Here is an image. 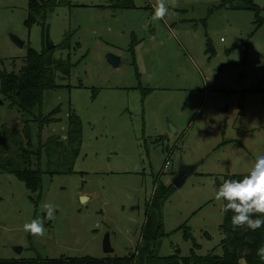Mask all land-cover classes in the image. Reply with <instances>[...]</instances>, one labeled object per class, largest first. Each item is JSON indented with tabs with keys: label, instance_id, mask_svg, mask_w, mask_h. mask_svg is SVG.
<instances>
[{
	"label": "rangeland",
	"instance_id": "obj_1",
	"mask_svg": "<svg viewBox=\"0 0 264 264\" xmlns=\"http://www.w3.org/2000/svg\"><path fill=\"white\" fill-rule=\"evenodd\" d=\"M52 1L46 20L59 47L52 57L71 64V74H58V88L45 91L42 109L31 114L0 93V166L45 172L38 193L0 173V259L137 254L155 194L183 166L197 170L182 188L174 186L159 216L152 213V232L158 217L162 224L159 255H223L225 201L215 193L225 176L247 174L264 154V0H253L259 13L219 8L224 0H178L162 20L153 19L156 0ZM29 6L0 0L6 73H19L29 50L46 47L43 22L27 24ZM111 54L121 58L119 68L108 62ZM58 108L57 122H34ZM72 114L82 129L76 159L66 148ZM69 167L74 174L51 175ZM46 202L55 207L50 221ZM37 218L43 237L23 231ZM107 236L113 255L104 252Z\"/></svg>",
	"mask_w": 264,
	"mask_h": 264
},
{
	"label": "trees",
	"instance_id": "obj_2",
	"mask_svg": "<svg viewBox=\"0 0 264 264\" xmlns=\"http://www.w3.org/2000/svg\"><path fill=\"white\" fill-rule=\"evenodd\" d=\"M55 6L56 3L52 0H30V12L27 24H41V22H43L44 40L47 26V13ZM225 7L232 9L253 10L257 13L262 10L253 0H224L223 4L219 8ZM58 48L59 47L48 50L45 47L42 53L29 50L28 55L24 60L25 64L17 74L6 73L0 69V93L5 96L6 99L11 101L12 107L16 106L23 112L29 114L33 113L37 109H42L44 92L50 89L58 88L56 84L58 74L65 76L71 74V64H66V62L58 60L54 58V56L52 57V54L55 53V50ZM64 48L65 46L62 45V49ZM262 92L264 93V91ZM59 112L60 108L56 109L47 117L40 116L35 118L34 122L40 124L41 127L50 125L51 123L58 121L56 116ZM28 125L25 128V133L26 138L30 140L31 136L28 131ZM16 134L17 132L14 131L12 135L16 136ZM81 135V122L78 121L74 114H72L70 117L66 148L68 150V154L73 159H76L80 153L82 146ZM56 142L59 145L58 140H56ZM18 143H22L23 145V142L19 141ZM29 145H31V142ZM43 147L44 145L40 147L39 153H37L40 160L43 156ZM9 149L10 144L8 143L5 147V151H8ZM29 150L24 151L25 155L23 156V159L30 160L31 162L33 153ZM7 165L3 167L0 166V173L14 174L25 183L27 189H29L32 193L40 192L42 188L43 175L45 173L43 169L40 167L33 169L31 168V164L25 169H14L9 167V163ZM74 173V168L69 167L62 171H53L51 175H67ZM242 176L243 175H227L224 180L228 178L239 179ZM173 189L174 186L171 184L166 191L162 192V194L159 192L155 194V198L151 205L152 210L146 217L145 230L141 245L137 249V254L135 252L126 257L108 256L103 259L92 257H61L58 259H43L41 257L34 259H0V264H264V260H261V258L256 254L257 249L264 246V226L255 231L246 227L236 228L234 230L231 224V217L233 215L231 211L224 213V223L221 226V231L224 236L221 243L223 255L210 253L206 256H198L195 250H192L191 255L186 258H182L179 251H177V254L175 255L161 257L159 255V250L161 244L160 241L163 236V234L160 233L162 232V224L160 222V218L158 217L157 230L154 233L152 232V226L154 223L152 213L154 211L157 216L161 214L163 203ZM185 232V237L187 238L190 233L187 229H185ZM195 248H199L197 243H195Z\"/></svg>",
	"mask_w": 264,
	"mask_h": 264
},
{
	"label": "clouds",
	"instance_id": "obj_3",
	"mask_svg": "<svg viewBox=\"0 0 264 264\" xmlns=\"http://www.w3.org/2000/svg\"><path fill=\"white\" fill-rule=\"evenodd\" d=\"M177 6L178 0H156L153 19H164ZM214 198L226 202L222 207L224 213L229 211L233 213L231 224L234 230L246 227L255 231L264 226V154H257L253 166L241 178L223 180ZM42 209L47 220L55 218V207L51 203H43ZM23 231L43 237L44 221L39 218L32 219L24 223ZM256 254L264 260V246L258 248Z\"/></svg>",
	"mask_w": 264,
	"mask_h": 264
},
{
	"label": "water",
	"instance_id": "obj_4",
	"mask_svg": "<svg viewBox=\"0 0 264 264\" xmlns=\"http://www.w3.org/2000/svg\"><path fill=\"white\" fill-rule=\"evenodd\" d=\"M132 25V24H131ZM135 26H129V29L131 30L132 28H134ZM11 39L14 42V44L16 46H18L19 48L23 49L26 45V43L22 40H20L19 38H17L16 36L11 35ZM45 40H46V48L48 50H52L55 49L56 46L53 43L52 39H51V35H50V26L46 27V33H45ZM108 62L115 68H119L121 65V58L119 56L116 55H109L108 57ZM0 104H3L2 102H0ZM171 130L173 133L176 132V128H174V126L171 127ZM197 170L196 166H183L179 173L175 176V178L172 181V185L175 186L177 189L182 188V186L184 185V183L186 182L187 178L194 174L195 171ZM104 252L107 255H113L115 253V250L112 248L111 245V241H110V237L107 236L104 240ZM17 251L19 253H22V249L17 248Z\"/></svg>",
	"mask_w": 264,
	"mask_h": 264
}]
</instances>
